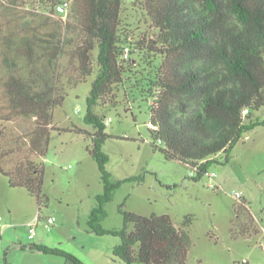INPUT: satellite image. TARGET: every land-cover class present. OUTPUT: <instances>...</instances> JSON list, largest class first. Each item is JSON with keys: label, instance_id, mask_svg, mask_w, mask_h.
Masks as SVG:
<instances>
[{"label": "trees", "instance_id": "trees-1", "mask_svg": "<svg viewBox=\"0 0 264 264\" xmlns=\"http://www.w3.org/2000/svg\"><path fill=\"white\" fill-rule=\"evenodd\" d=\"M32 1L0 0V86L7 102L0 121L22 118L33 125L19 162L9 165L6 158L14 152L0 144V174L10 188L26 190L38 210L46 205L44 168L35 159L45 155L50 131H64L52 124V111L63 104L66 89L84 83L96 67L83 119L93 131L67 130L91 139L88 152L103 185L89 215V231L118 237L112 253L123 264H185L191 216L177 228L167 215L144 217L121 204L122 228L100 226L105 205L120 185L143 178H111L102 151L110 136L93 108L116 106L117 91L132 83L131 90L150 100V144L166 161L188 165L193 181L221 164L219 154L228 163L244 134L264 127V119L254 117L264 109V0H136L150 31L142 37L122 26L125 0H69L65 19L54 12L63 0ZM140 62L148 69L137 71ZM245 205L244 200L236 204L237 216H246L237 217L233 234L251 238L258 232ZM19 248L83 264L43 244Z\"/></svg>", "mask_w": 264, "mask_h": 264}, {"label": "rangeland", "instance_id": "rangeland-1", "mask_svg": "<svg viewBox=\"0 0 264 264\" xmlns=\"http://www.w3.org/2000/svg\"><path fill=\"white\" fill-rule=\"evenodd\" d=\"M121 21L124 30L135 37L150 32L136 0H125ZM158 62L154 61L155 65ZM143 68L148 69L142 64L137 71ZM96 72L94 67V74L84 83L66 89L63 104L52 111V124L64 131H50L45 155L35 159L44 168L42 191L46 205L38 210L26 190L10 188L7 178L0 174V264H70L61 257L19 248L42 243L39 238L83 264H123L112 253L119 238L91 233L87 225L96 206L95 197L103 191L97 164L88 152L91 139L67 131L72 127L93 131L83 119ZM131 85L117 91L116 106H96L93 112L103 119L105 133L110 136L102 146L108 156L106 171L114 181L142 176L143 182L120 185L105 205L106 218L100 226L104 230L122 228L118 212L121 204L125 211L144 217L167 215L177 228L186 216H191V224L185 229L190 238L185 264H264V127L245 133L232 149L228 163H224V154H219L221 164L208 170L213 175L211 179L204 176L193 181L188 165L166 161L152 149L150 100L142 99ZM6 105L0 86V116L6 114ZM254 117L264 119V109L256 111ZM32 126V120L22 118L0 121V144L4 150L14 152L6 158L9 165L26 156L24 140ZM235 193L240 198H235ZM241 200L254 220L257 236L242 238L233 234L237 231V217L242 221L246 216H237L235 211ZM47 218L54 219L49 229L45 228ZM31 226H35L32 239Z\"/></svg>", "mask_w": 264, "mask_h": 264}, {"label": "built area", "instance_id": "built-area-1", "mask_svg": "<svg viewBox=\"0 0 264 264\" xmlns=\"http://www.w3.org/2000/svg\"><path fill=\"white\" fill-rule=\"evenodd\" d=\"M69 7H70V1L69 0H63V2L61 3V4H59V5H57L56 7H55V13L57 14V15H61V16H63V17H65L66 15H67V12H68V10H69ZM45 14H48V12H45ZM126 54H125V56H127V52H128V50L126 49ZM207 177L209 178V179H211L212 177H213V175H210L209 173H208V175H207ZM234 197L235 198H240V196L237 194V193H235L234 194ZM39 219V218H38ZM54 224V219L53 218H47V221L45 222V228L46 229H49V227L51 226V225H53ZM34 228H35V226H31V228H30V235H29V237L32 239L33 238V236H34Z\"/></svg>", "mask_w": 264, "mask_h": 264}, {"label": "crops", "instance_id": "crops-1", "mask_svg": "<svg viewBox=\"0 0 264 264\" xmlns=\"http://www.w3.org/2000/svg\"><path fill=\"white\" fill-rule=\"evenodd\" d=\"M38 241L42 242L40 244H43V245H46V246L48 245L47 243L44 242V238L43 239L42 238H39ZM36 244H38V243H36Z\"/></svg>", "mask_w": 264, "mask_h": 264}]
</instances>
